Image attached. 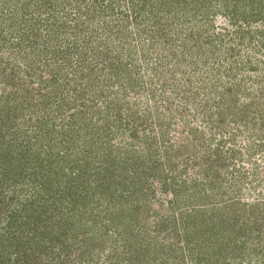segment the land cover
<instances>
[{
  "label": "trees",
  "instance_id": "trees-1",
  "mask_svg": "<svg viewBox=\"0 0 264 264\" xmlns=\"http://www.w3.org/2000/svg\"><path fill=\"white\" fill-rule=\"evenodd\" d=\"M113 1L117 2L115 6ZM238 2L244 3L242 6L243 10L239 12L240 14L238 13ZM127 4H130V9L120 10L121 13L117 17L126 22H131L132 20L141 29L140 31L144 33L148 31L151 36L157 33V36H161L160 32L163 30L164 35H167L166 37L169 39L164 40L163 44H167L170 41L171 47L169 48L171 49L170 55L163 54L159 59L171 63L169 59H175L177 55H182L180 59L175 60V63H185L186 66L187 62L190 65L192 62L185 47L181 51L176 49V40L174 38L179 34L190 36V39L194 37L193 32L189 31L191 24L194 22H201L203 26L206 23L209 24L211 18L215 15V8L222 12L224 7H228L230 12H232L231 22L236 26L241 22V19L251 23L252 19H259L264 14V1L261 4L257 3L256 0H0V21L3 22V26L0 28V35H5L9 31L13 36L12 40H9L12 43L10 47L13 48H15L13 46L15 44H22L26 30H28V37L31 40L29 43L34 42L38 36H43L44 38L47 36V44L45 43L40 51L46 52L49 49L53 55L50 57L46 55V62L49 59L58 65H63L61 63L65 64V62H74L78 72L81 71L82 73L88 69V63L90 65H100V68L104 69V71H106V68L108 69V72L105 73L106 75H111L112 78L110 77L109 79H114V74L117 71V76L120 74L124 84L126 82L130 84L129 75L132 73L133 77L136 72L134 67L137 64L132 65L131 54L126 60L121 59L123 55L122 46L124 44L121 47L118 44L120 51L115 52L117 43H124L125 39L121 36L123 28H117L116 30L115 28H109L107 21H104V14L108 16L109 13L105 8L108 7L110 11L113 10L114 12L120 6ZM42 23L45 24L43 25ZM45 25L48 27L49 32L42 34L43 31H47L46 27L42 30ZM249 26L251 24L246 26L240 23L237 28H233L236 41L248 39V42L253 43L256 40L255 32L259 29L257 27L254 29L244 28ZM150 29L151 31H149ZM206 32L207 29L200 30L196 44L194 42L192 48L196 45L204 48L199 39L204 37L203 35ZM218 35L228 37L229 40L222 42L221 39L208 35L204 39V43L214 44L211 52H208L207 49L202 51L205 52L203 58L201 56L204 53H199L200 56L197 55L198 60L203 62L202 67L209 68L206 77L200 79H207L208 74H213V79L206 82L199 80L198 88L194 92L186 94L187 101L183 106L184 109L192 105L196 112L207 115L204 121L208 123L210 130L205 126L191 123L190 120L186 121L195 143L192 139H189V143L177 148L181 150L178 153L186 150L190 153L187 156L188 158H186L187 166L191 164V161H195L197 164L201 163V161L204 163V173L212 176L214 181L212 185H215V187L223 185V180L227 179L225 177L222 178V175H224L222 173L223 169L228 170L227 173L229 172L235 178L233 181L238 183L236 184L229 180L231 183V188L229 189L231 190H227V192L219 196L217 194L214 196L209 195L208 198V195H206L207 191H203L204 196L201 195V197L206 198L201 200L203 207L215 204V200L223 202V206L216 205V207L211 209L213 214L219 213L225 207L242 204L239 198L242 196V191H244L242 190L243 186L239 183L242 178L245 182L249 181L252 183L253 191L259 190V187L264 182V162L258 164V162L253 161V157L259 153L264 159V74L262 75L263 77H261V74H256L255 81L257 84L251 79L250 87L248 86L244 89L242 81L236 82L242 80L240 75L232 72V69H225V74H222L221 70L220 73H214L213 66L219 65L217 60H221V63L223 61L218 56L223 55L228 58L231 55L229 53L230 50L237 49V52L240 51L238 46L232 44L230 32L225 30L224 33H219ZM112 38H115V41L113 40L111 48H108L107 46L112 42ZM17 39H19L18 42H16ZM94 40L97 43L93 44ZM188 40V38L184 39L182 45L188 44ZM215 40L220 41L216 49H214ZM4 42L8 43L6 39H4ZM259 44L264 46V42H259ZM18 50L22 56L28 55L25 49L19 48ZM214 55L216 57L213 59ZM133 59L136 61L135 58ZM30 63H33V60ZM233 64L236 63L233 62ZM96 65L91 66V69L93 70ZM194 71L196 70L194 69ZM225 76L228 77V82L224 83L225 90L219 93L217 92L218 83ZM59 79L56 75L53 82H59ZM117 80L119 81L118 78H116ZM49 81L52 83V80ZM132 82L134 83L133 80ZM53 85L54 83H52ZM134 85L133 90L137 91L136 84ZM153 88L156 93L158 89L156 86ZM190 89L192 90L193 88ZM188 94H191L189 99L187 98ZM98 97L103 101L102 103L108 102L106 104L107 107L103 104L97 105L99 107L96 111L98 119L87 121L84 119L85 116L80 114L77 116L78 122H85L79 126L75 121L76 117L73 115L71 127L69 125L70 128L68 129L71 138L67 136L68 146H63L69 150V153L72 148L76 152V147L81 146L80 142H85L90 152L96 151V154L99 155L94 158L100 159L105 155L102 150L103 147L100 146L105 136L104 131L114 127V134L117 137L124 133L125 127L123 126V118L119 114V109L116 115L107 112L109 105H113V101L109 100L108 97L100 95ZM153 97H155L154 94ZM157 101L158 99H156ZM169 102L170 100H167L166 103ZM224 109L228 113L235 111V117L237 118H234L233 123L237 124L236 128L224 125L227 124L225 121L227 120L226 116H222ZM158 112L159 110L156 111L155 120L159 117L158 114L160 112ZM228 123L230 124L231 122L228 121ZM151 124L152 120L149 124L151 131H148L147 134L144 133V137H141L142 141L148 143L149 148L156 147L159 142L162 153L165 152L169 156V148L174 147V142H171V138L166 135L170 131L166 130V126L165 129L162 128V123L158 129L160 133L158 137L155 131L152 133ZM132 127L131 140L136 138L140 131L139 127H135V123L132 124ZM207 130L209 131L207 132ZM83 131H85V134L82 133ZM4 137L6 136L1 138L3 139ZM9 147L14 149L13 153L10 154V159H13V162L6 165L3 162L9 154V150L8 153L6 151ZM58 147H60L59 143L56 145L55 142L56 157L54 159V154L50 153L52 147L45 145L41 148H33V146H29L28 143L23 142L18 136H11L9 143L4 148L0 146V264H102V260H105L103 259L104 254L101 252L103 243L100 242L101 240L97 241V238L100 239L102 234V238L105 240L106 237L103 232L108 230L107 226L113 221L110 218H108V222L100 220L101 217L103 218L100 213L99 215L96 214L89 224L91 214H86L87 211L82 212L78 209V215H82L78 217L77 222L72 219L73 217L67 218L68 209L71 205L76 206L79 198L71 196L69 191L58 193L55 190L57 183L51 184V173L55 167V169H58L55 173H60L63 177H67V174H69L70 183L72 179L81 177L82 171H74L72 169V171L66 172L60 164L61 160H58L60 156V152L56 149ZM131 150L134 151L135 156H138L136 150L132 147V143L129 151L132 152ZM150 150L152 153L153 149ZM41 152L44 153V159L41 156ZM33 153L43 161L38 160L36 161V166H28L30 156H34ZM125 156L126 154H124ZM249 164H254V170L251 175H248L246 170H244V168H248V166H245ZM177 175L167 174L169 180L167 183L169 185L171 183L175 187L173 188V194L176 199L172 200V203L178 204L181 202L187 205L186 201L190 202L191 199H186L189 196L184 197V194L190 192L188 191L190 186H186L184 189L179 187V190H176V186H178L176 183L178 182ZM101 179L97 178L96 181ZM118 183L112 177L107 178L104 182L99 181L95 186L97 190L95 196H100L102 198L101 202L109 199V196L113 198L111 192L118 188ZM167 183L165 184L167 185ZM182 183L186 185V180L182 181ZM257 192L259 193L258 199H254L252 202H243L244 206H249L255 210L262 208L264 191L259 190ZM22 193L23 196L21 195ZM224 195H227L229 199H224ZM119 196L120 194H118ZM259 196L263 198H259ZM74 212L76 213V210ZM195 214H198L197 211ZM208 214H210V211L206 215L199 214V218H197L199 222L195 221L193 228H199L195 229L197 235H194L188 228L184 229L182 237L185 239L186 246L179 247L182 255H189L195 261V264H236L238 260L244 261L243 264H264V251L262 252L263 254H259L261 253V251H257L259 248L255 252L253 250L248 251L251 248H246L250 241L254 239V236H252L254 230L252 228L244 226V228L238 229L244 230L245 234H240L245 235L242 240L238 238L239 235L236 232L231 233L234 239H230L229 231L232 230L230 228L232 225L229 220L227 218L218 219L224 225L227 224L226 227L228 229H225L226 231L222 234H216L214 231V220L217 219L209 217L210 215ZM244 221L250 223L248 219ZM101 223L105 227H102ZM202 225L203 235L201 236L199 231ZM80 228L83 233L89 231L90 235L87 237L82 234L78 238V230ZM118 230L119 228H117ZM261 232H264V230L261 229ZM252 237L253 239H251ZM155 239L158 240V237L155 238L153 236L151 238L153 245L150 244L149 258L146 252L150 247H147L142 264H152L153 262L149 263L152 254H156L153 258H155L154 261H157L158 251L164 248L161 241L154 243L153 240ZM126 246L124 245L123 248L118 245L116 249H113L115 251L118 250L116 256L120 258L119 262L121 264H133V259L129 257L123 258ZM104 247L107 246L104 245ZM164 258L166 259V256ZM139 263L141 264L140 257L135 264ZM163 263L164 259L157 264ZM238 264H241V262Z\"/></svg>",
  "mask_w": 264,
  "mask_h": 264
},
{
  "label": "rangeland",
  "instance_id": "rangeland-1",
  "mask_svg": "<svg viewBox=\"0 0 264 264\" xmlns=\"http://www.w3.org/2000/svg\"><path fill=\"white\" fill-rule=\"evenodd\" d=\"M256 1L263 4L264 0ZM113 2L115 6L117 2ZM238 4L239 13L243 10L242 6L244 3L238 2ZM129 6L130 4L122 5L118 8L119 10L116 9L114 12L113 10L110 11L108 7L105 8L109 13L108 16L104 14V21H107L109 28H115V30L123 28L121 36L125 40L123 41L124 43L116 42L117 48L115 52L120 51L118 44L120 47L124 44L122 46L123 55L121 59L126 60L131 54L132 65L137 64L134 67L136 72L133 77L132 73L129 75L130 78L128 77L130 84H127V82L124 84L120 74L117 76V71L114 74L115 78L109 79L111 75H106L105 73L108 72V69L106 68V71H104V69L100 68V65H90L87 62L89 67L86 72L82 73L81 71L78 72L74 62L61 63L63 65L55 64L51 62V59H49L50 62H46L45 56L49 55L50 57L53 55L49 49L46 52L40 51L41 47L45 43L47 44V36V38L38 36L34 42L29 43L31 40L28 37L29 32L26 30L22 44H15L13 45L15 48H13L10 47L12 43L9 41L13 38L11 33L6 30L5 35H0V146L4 148L9 143L11 136H18V138L28 143L29 146H33V148H41L45 145L52 147L50 153L54 154L55 159V142L56 145L59 143L60 147L56 148L60 152L58 160H61L60 164L66 172L72 171V169L74 171H82L81 177L72 179L70 183L69 174H67V177H63L62 174L55 173L58 170L55 167L51 173V184L57 183L55 190L58 193L69 191L71 196L79 198L76 206L71 205L68 209L67 218L73 217L72 219L77 222L78 217L82 215H78V210H80L82 212L87 211L86 214H91L89 224L96 214L99 215L100 213L103 216L100 220L108 222V218H110L113 221L107 226L108 230L103 232L105 233V240L102 238V234L100 239L97 238V241L101 240L100 242L103 243L101 252L104 254L103 259L105 260H102V264H121L119 262L120 258L116 256L118 250L115 251L113 249H116L118 245L121 247L127 245L129 247L128 249L126 246L123 258L129 257L134 260L133 264H135L140 257L142 264L147 247H150L146 252L149 258L151 245H153L151 240L153 236L155 238L158 237V240L155 239L153 242L161 241L164 248L161 249L163 252L158 251L157 261H154L155 258H153L156 254H152L149 263L157 264L164 259L163 264H195V261L189 255L186 254L184 256L180 253L179 247L185 245V239H183L182 234L184 229L188 228L194 235H197L195 229L199 228H193V225L195 226V221L199 222L197 220L199 214L206 215L208 211H210L209 217L217 219L214 220V231L216 234H222L226 231L225 229H228L226 227L227 224L224 225L223 222L218 221L220 218H227L232 225L230 226L232 230L229 231L230 239H234L231 233L236 232L239 235L238 238L242 240L245 235L240 234H245L244 230L238 229L244 228V226L252 228L254 230V233H252L254 239L253 237L251 238L253 240L250 241L246 248H251L248 251L253 250V252L259 248L257 251H261L259 254H263L264 232H261V229L264 230V204L262 208L255 210L249 206H244L243 202L257 200L259 195L257 191H264V182L259 187V190L253 191L252 183L249 181L245 182L242 178L239 180L240 185L243 186L242 190H244L241 193L242 196L239 197L242 204L225 207L219 213L213 214L211 209L216 207V205L223 206V202L215 200V204L203 207L201 200L206 199L201 197V195L204 196L203 191H207L206 195H208V198L209 195H223L227 190H231L229 189L231 188L229 180L233 181L235 178L229 172L227 173L228 170L223 169L222 173L224 175H222V178L225 177L227 179L223 180V185L215 187V185H212L214 184L212 176L205 175L203 170L204 163L201 159V163L197 164L195 161H191V164L187 166L186 158H188L187 156L190 153H188V150L178 153L181 150L177 148L185 146V143H189V139L193 140L186 121L190 120L191 123L205 126L210 130L208 123L204 121L207 115L196 112L192 105L183 109L187 101L186 94L192 93L198 88L199 80L206 82L213 79V74H208L207 79H200L206 77L209 68L202 67L203 62L198 60V56L204 53L201 56L203 58L205 52L202 51L207 49L208 52H211L214 45L205 44L204 39L211 35L224 42L228 41L229 38L218 34L224 33L225 30L231 33V42L238 46L240 51L237 52V49L230 50L231 57L228 55V58L223 55L218 56L223 61L221 63V60H217L219 65L213 66L214 73H220L221 70V73L225 74V69H232V72L239 74L242 79L236 82L242 81L244 84L243 88L246 89L248 86L250 87L251 79L257 84L255 81L256 74H261V77L264 74V46L259 44V42H264V14L259 19H252L251 23L241 19V22L237 25L239 26L240 23L246 26L251 24V26L244 28L254 29L257 27L259 29L255 32L256 40L253 43L248 42V39L236 41L233 28H237V26L231 22L232 12H230L228 7H224L222 12L215 8V15L211 18V22L209 24L206 23L205 26L201 22L191 24L189 31L193 32L194 37L190 39V36L179 34L174 38L176 40V49L181 51L185 47L192 62L191 65L187 62L186 66L185 63H175V60L180 59L182 55H177L175 59H169L171 63L159 59L163 54L170 55L171 49L169 48L171 47L170 41L167 44H163V41L168 39L167 35H164L163 30L160 32L161 36H157L158 33L151 36L148 31L146 33L140 31L141 29L132 20L131 22H126L118 18L121 13L120 10L130 9ZM2 23L0 21V28L3 26ZM42 24L44 25L45 23ZM45 27L47 31H43L42 34L49 32L46 25L42 27V30ZM202 29H207L206 34L203 33L204 37L199 39L204 48H200L197 45L192 48L194 42L196 44L197 36H199ZM6 36L8 37L6 38ZM186 38L189 39L188 44L182 45ZM4 39L8 43L4 42ZM114 39H111L112 42L108 46L106 44L108 48H111ZM96 40H94L93 44L97 43ZM61 41L63 40L61 39ZM219 43L220 41L215 40L214 49ZM19 48L25 49L28 55L22 56L18 50ZM215 57L214 55L213 59ZM251 58L252 60H250ZM32 60L33 63H30ZM233 62L236 64H233ZM95 65L96 67L92 70L91 66ZM115 68L118 69L117 67ZM56 75L60 78L59 82H53ZM116 78L119 81H116ZM49 80H52L53 86ZM225 82H228V77L226 76L223 77L222 81H219L217 92L220 93L225 90ZM192 83L194 87L191 85ZM134 84H136L137 91L133 90ZM154 86L158 89L156 93L154 92ZM190 88L193 89L191 90ZM153 94L155 97H153ZM98 95L108 97L109 100L113 101V105H109L107 112L116 115L119 109L125 131L118 137L114 134V127L104 131L105 136L100 146L103 147L102 150L105 155L100 159L94 158L99 155L96 154V151L90 152L85 142H80L81 146L76 147V152L72 148L69 153V150L63 146H68L67 136L71 138L68 129L71 127L73 115L76 117L75 121L79 126L85 122H78L77 116L80 114L85 116L84 119L87 121L98 119L96 111L99 107L97 105L103 104L107 107L106 104H108V102L102 103L103 101L100 100ZM189 95L191 94L187 95L188 99L190 98ZM156 99H158L157 102ZM167 100H170L171 104L170 102L166 103ZM157 110H159L160 114L155 120ZM224 115L227 118L225 120L227 124L224 125L236 128L237 124L233 123L234 118H237L235 117V111L228 113L224 109L222 116ZM151 120L152 133L155 131L158 137L160 136L158 129L162 123L164 125H162V128L165 129L166 126V130L170 131L166 135L171 138V142H174V147L169 148V156L165 152L162 153L159 142L156 147L149 148L148 143L142 141L141 137H144V133L147 134L148 131H151L149 127ZM228 121L231 123L229 124ZM133 123H135V127H139L140 131L136 138L131 140ZM82 133L85 134V131ZM3 136L6 137L2 139L1 137ZM131 143L138 156L134 155L133 150H131L132 152L129 151ZM10 147L6 150L7 153L9 150V154L3 162L6 165L13 162V159H10V154L13 153L14 149ZM150 149H153L152 153ZM124 154H126L125 157ZM41 156L44 159V153L41 152ZM38 160L41 161L42 159L35 154L34 156L31 155L28 166H36V161ZM253 161L262 164L264 159L261 157V153L254 156ZM247 166L248 168H244V170H246L248 175H251L254 170V164H249L245 167ZM171 173L178 174L176 190H179V187L184 189L186 186H190L188 189L190 192L184 194V197L189 196L186 199H191L190 202L186 201L187 205L181 202L178 204L172 203V200L176 199L173 194V188L175 187L171 183L170 185L167 183L169 182L167 174L171 175ZM109 177L114 178L116 182L118 181L119 186L114 192H111L113 198L109 196V199L101 202L102 198L95 196L97 193L95 186L99 181L104 182ZM97 178L102 179L96 181ZM73 180L74 182H72ZM184 180H186V185L182 183ZM118 194H120L119 197ZM21 195L23 196V193ZM261 197L259 196V198ZM224 199H229V197L224 195ZM198 201L199 203H197ZM75 210L76 213L74 212ZM196 211L198 214H195ZM247 219L250 223L244 221ZM101 226L105 227L103 223H101ZM117 228H119L118 231ZM200 229L199 234L202 236L203 225L200 226ZM80 230L81 228L78 230V238L82 234L87 237L90 235L89 231L83 233V230ZM147 231L149 234L146 233ZM249 235L251 236V234ZM104 245L107 247H104ZM165 256L166 259L164 258ZM239 262L243 264L244 261L238 260L236 264Z\"/></svg>",
  "mask_w": 264,
  "mask_h": 264
}]
</instances>
